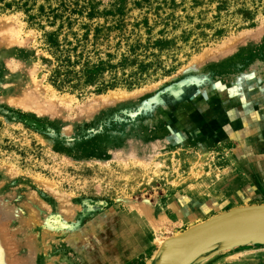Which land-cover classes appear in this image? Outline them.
Segmentation results:
<instances>
[{
    "label": "rangeland",
    "instance_id": "rangeland-1",
    "mask_svg": "<svg viewBox=\"0 0 264 264\" xmlns=\"http://www.w3.org/2000/svg\"><path fill=\"white\" fill-rule=\"evenodd\" d=\"M0 32L8 262L40 233L62 264H153L130 204L166 199L162 242L264 205V0H0ZM189 264H264V243Z\"/></svg>",
    "mask_w": 264,
    "mask_h": 264
},
{
    "label": "water",
    "instance_id": "water-1",
    "mask_svg": "<svg viewBox=\"0 0 264 264\" xmlns=\"http://www.w3.org/2000/svg\"><path fill=\"white\" fill-rule=\"evenodd\" d=\"M203 222L200 227L165 239L153 264H189L215 249L264 243V205L240 206Z\"/></svg>",
    "mask_w": 264,
    "mask_h": 264
},
{
    "label": "bare ground",
    "instance_id": "bare-ground-1",
    "mask_svg": "<svg viewBox=\"0 0 264 264\" xmlns=\"http://www.w3.org/2000/svg\"><path fill=\"white\" fill-rule=\"evenodd\" d=\"M2 30V28H1ZM5 31V29H3ZM0 34H3L2 32H0ZM5 34L7 35V32L5 31ZM5 35V36H6ZM2 38V37H1ZM5 40H7L6 37H3ZM10 38V37H9ZM12 38V37H11ZM2 40V39H1ZM0 40V41H1ZM3 40V41H5ZM9 42V40L7 41V43ZM0 43H4V42H0ZM11 43V42H10ZM9 44V43H8ZM6 44V45H8ZM29 81V80H28ZM32 83V82H31ZM32 85H34V83H32ZM36 86V85H35ZM34 86V87H35ZM33 87V88H34ZM32 88V89H33ZM21 95H23L22 93H20ZM20 95V97H21ZM19 97V98H20ZM25 99V96H22ZM27 97V96H26ZM27 99V98H26ZM31 99V97L29 98ZM12 100V99H11ZM23 100V98H22ZM27 101V100H26ZM31 101V100H29ZM23 102V101H22ZM25 102V101H24ZM26 103V102H25ZM25 103L23 104L25 107ZM30 103V102H27ZM32 105V104H31ZM20 106V105H19ZM129 154V153H128ZM133 155V154H132ZM126 158V157H125ZM133 158H135L133 156ZM138 162V161H136ZM140 162V161H139ZM143 163V162H142ZM218 173V172H217ZM199 181V180H198ZM202 182V181H201ZM195 190V186L193 187ZM192 189V188H190ZM209 189V188H207ZM165 202L166 199H162L161 201H158L157 204L155 205H150L148 203H145L144 205L142 204V207H139L137 205H135L134 203L136 202H132L133 204L128 203V205L130 204V207L134 210H136L137 212H139L141 214V224H143L144 226H147V229L149 232H151L154 236L153 242L155 244H158L159 246L162 243V227L163 229L166 227L167 225H169V223L167 224L166 221L168 220V216L166 213V209H165ZM70 204V202H68ZM140 203V202H139ZM144 203V202H143ZM138 204V203H137ZM60 205V204H59ZM139 205V204H138ZM168 205H166L167 208ZM63 207V206H62ZM70 207H72L70 205ZM75 208V205H74ZM73 209V207H72ZM65 210V209H64ZM183 210V209H182ZM186 210V209H185ZM68 211V210H67ZM70 211V210H69ZM68 211V212H69ZM184 211V210H183ZM203 211V210H202ZM66 212V213H68ZM168 212V211H167ZM205 212V211H204ZM65 214V213H64ZM63 214V215H64ZM70 214V213H68ZM67 214V215H68ZM72 214V213H71ZM184 214V213H183ZM182 214V215H183ZM194 214V212H193ZM199 214V213H198ZM198 214H196L197 216H192L191 218H188L187 220H193L195 218H198ZM201 214V213H200ZM204 214V213H203ZM180 215V213H179ZM185 215V214H184ZM195 215V214H194ZM214 216V215H213ZM36 216L33 215L32 211L31 212H27V214L21 216L20 219H18L19 223H20V228L18 229L20 233H23L24 231H26L29 228H32L34 226V224L37 223L36 221ZM178 218L176 220H174V225L177 223H181L185 220L184 216H177ZM187 218V217H186ZM211 218V217H209ZM207 218V219H209ZM206 219V220H207ZM201 220V219H200ZM196 221L195 224L191 225L190 227H188V231L197 227L202 226L203 224H205V222L203 221ZM169 221V220H168ZM205 221V220H204ZM172 226V225H171ZM169 226V227H171ZM16 229V228H15ZM168 229V228H167ZM184 232V231H183ZM187 232V231H185ZM182 233V232H181ZM181 233H178L177 236ZM3 230H0V237L3 235ZM14 234V233H13ZM183 234V233H182ZM45 237V236H44ZM46 238V237H45ZM134 238V237H133ZM167 239V237H166ZM23 242H19L16 240H12V242L7 243L9 244V246L11 248H15L18 251L21 249V251H19V256L16 257L13 262H8L9 258L6 257V251H1L0 249V256H1V260H0V264H62V260L63 258H61V256L59 255H51L48 254V247L47 245L44 243L43 238L41 237L40 233L37 234H33L29 237H27V235L24 237ZM140 247V246H139ZM132 251V250H131ZM132 254V253H131ZM113 257V256H112ZM111 258V257H110ZM8 259V260H7ZM39 259V260H38ZM116 264V263H115Z\"/></svg>",
    "mask_w": 264,
    "mask_h": 264
}]
</instances>
